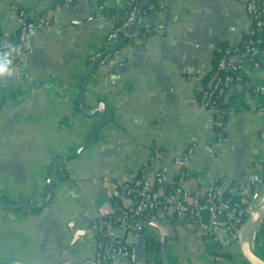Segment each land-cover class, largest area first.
Wrapping results in <instances>:
<instances>
[{"label": "crops", "instance_id": "1", "mask_svg": "<svg viewBox=\"0 0 264 264\" xmlns=\"http://www.w3.org/2000/svg\"><path fill=\"white\" fill-rule=\"evenodd\" d=\"M130 6L128 0L69 5L65 0H0L3 42H17L22 18L16 9L51 22L31 39L28 77L17 70L0 76L2 203L47 202L48 175L56 163L65 165L70 179L54 186L50 203L39 212L0 208V264H81L91 258L98 241L92 223L109 217L113 199L128 202L119 195L120 186L146 167L149 184L162 167L170 170L168 183H175L181 170L173 160L191 147L185 183L190 191L207 192L224 179L234 185L230 193L235 196L236 184L252 174L264 175V115L256 111L254 95L235 86L232 113L218 118L199 104L205 80L217 66L215 48L235 47L247 36L251 21L239 0H157L149 5L143 31L156 29L162 35L123 47L120 58L94 69L84 86L86 111L103 103L113 113L95 133L104 115L82 114L84 75L115 28L110 13ZM247 80L264 85L263 56L248 68ZM216 126L226 136L213 156L206 147L219 142ZM153 151L162 153L159 162H152ZM224 183L218 186L222 197L228 189ZM158 223L163 231L148 226L159 243L152 256L156 264H211L194 227ZM115 236L120 242L134 241L120 230ZM145 253L139 257L148 263Z\"/></svg>", "mask_w": 264, "mask_h": 264}, {"label": "built area", "instance_id": "2", "mask_svg": "<svg viewBox=\"0 0 264 264\" xmlns=\"http://www.w3.org/2000/svg\"><path fill=\"white\" fill-rule=\"evenodd\" d=\"M74 1L65 0V3L69 5ZM128 1L130 7L137 2V0ZM239 1L244 5L251 21L246 39L235 47L215 48L221 54V58L211 80L203 90V99L200 104L202 108L211 111L217 118L224 115V113H232V104L235 99L232 101L230 99L236 94H232L235 86L249 90L256 99V111L264 115V85L255 84L248 80L244 81V79H247L248 68L252 66L254 60L259 55L264 57V48L259 49L258 47L259 33L264 30V0ZM138 9H133L126 19H122L118 15L113 17L115 28L107 36L103 51L113 49L127 36L128 30L137 16ZM16 11L19 12L22 18L21 31L14 45L0 39V76L11 70H17L22 75L27 74L28 57L32 50L31 39L35 33L49 27L51 24L49 19L44 16L31 15L18 9ZM142 30L143 17H140L128 41L132 43L139 41ZM147 32L153 34V36L162 35V31L156 29L153 31L148 29ZM126 44L124 47H126ZM121 54V49L110 53L98 64L101 68H104L115 59H119ZM26 77L28 76L26 75ZM28 84L31 85V82L29 81ZM215 97L223 99V104L227 107L225 111L213 105L212 101ZM219 136V142L206 147V150L213 156L218 154V147L223 140L222 134H219ZM193 154L194 149L191 147L173 160L174 166L182 171H188ZM66 157L64 156L62 160L65 161ZM161 157L162 153L155 151L152 162H159ZM148 171L149 168L147 167L142 171L144 176ZM187 174L188 172H180L177 179L178 185L174 186L175 183H168L169 168L162 167L152 185L140 177L122 184L119 195L131 205L128 206V202L121 201V203H116V224L110 219H97L92 223V228L96 234L99 236L103 233L105 239L97 241L94 256L84 259L81 264H141L137 246V242L141 237L140 231L152 222L160 220L194 227L199 234L200 243L208 251L211 264H224V261L221 262L222 260L217 255L225 252L226 247L231 245V240L238 238L240 229L248 216V207L251 201L250 197L245 195L246 193L248 195L247 190L249 188H256L261 176L252 174L246 181L235 185L240 197H242L241 205L244 207L239 208L232 204V198H222L218 183H224V179H221V181L216 180L207 192L190 191L185 185ZM53 183H55L54 178ZM224 185L230 189L234 186L228 182H225ZM116 230L125 232L134 241L120 242L115 236ZM219 233H225L226 235H219ZM222 246L225 247V250L222 249ZM146 258L148 264H156L152 255L147 254ZM64 264L70 263L66 262Z\"/></svg>", "mask_w": 264, "mask_h": 264}, {"label": "water", "instance_id": "3", "mask_svg": "<svg viewBox=\"0 0 264 264\" xmlns=\"http://www.w3.org/2000/svg\"><path fill=\"white\" fill-rule=\"evenodd\" d=\"M157 0H147L145 2H143L137 12V16L133 22V24L131 25L130 29L128 30L127 36L113 49L109 50V51H102L100 52L98 55H96L90 62L86 73L84 75V80H83V88H82V94H81V98H80V109L82 114L85 117H93V116H97L99 114L104 115V119L99 123L97 129L95 130V133H98L99 130L105 126V124H107L112 116L113 113L111 111L108 110V108L106 107V104H99L97 106L96 109L92 110V111H86L84 106H83V97H84V86L87 84L88 79L90 77V75L93 73L95 67L98 65V63L108 54L113 53L117 50L122 49L126 42L128 41L129 36L132 34L135 25L138 21V19L140 17H142V15L145 12V9L151 5L152 3L156 2ZM92 140V138H91ZM88 141V143L91 142ZM88 146V145H87ZM87 146L85 147V149L87 148ZM80 152V151H79ZM70 160V159H69ZM67 160V161H69ZM61 162H65L64 160H61ZM57 168V163L54 164V166L52 167V169L50 170V173L48 175V181H49V186H48V199L47 202H45L44 204H29V203H21V204H17V205H7L2 203V195L0 192V208L1 209H5V210H9V211H17V210H22V209H26V210H40L45 208L51 201L52 197H53V193H54V183H53V178H54V172L55 169ZM256 193L254 194V199L252 200V202L250 203L249 207H248V216L245 220L244 225L242 226V228L240 229L238 238H237V253L238 256L240 258V261L243 264H264V261L260 258H254L252 256V253L250 252V248H249V237L254 234V232L261 227L264 224V210L259 211V212H255V206L258 203V201L263 197L264 195V175L261 176V180L258 183V185L256 186ZM159 221H155L152 222L151 224H149L148 226L152 225L156 228H158L159 230L163 231L162 226L159 225L158 223ZM151 232L149 230L148 227H144L141 231V237L137 242V246H138V250H139V255H144L146 254V233ZM141 256L139 257V261L141 264H148L146 261L142 262L140 260Z\"/></svg>", "mask_w": 264, "mask_h": 264}, {"label": "trees", "instance_id": "4", "mask_svg": "<svg viewBox=\"0 0 264 264\" xmlns=\"http://www.w3.org/2000/svg\"><path fill=\"white\" fill-rule=\"evenodd\" d=\"M142 3V0H137L136 4H133L132 7H129L127 10L123 11V12H119V13H114V12H111V16L114 17L116 15H118L119 17H121L122 19H126L129 15V13L135 9V8H139L140 5ZM113 14V15H112ZM263 20H264V14H263ZM144 30H146V28H143ZM151 30V29H150ZM153 37V34H150V33H146L142 30V35H141V40H148L150 38ZM246 39V36L243 40ZM137 42V41H136ZM136 42L132 43L131 41H128L126 46L128 45H134L136 44ZM263 43H264V30H262L260 33H259V37H258V47L259 49H262L263 48ZM11 45L14 44V43H10ZM221 48H225V47H221ZM105 49V44L103 45V48H101L99 50V52L97 54H99L100 52H102L103 50ZM217 64L221 58V54H219L217 56ZM1 59V57H0ZM253 64V63H252ZM98 69H101V67L99 66V64L95 67V70H98ZM213 74V73H212ZM209 75L206 80H205V83L208 84V82L211 80L212 76L213 75ZM247 79H244V81H246ZM202 99H203V93L202 95H200L199 97V104H201L202 102ZM213 105L215 106H218L221 110H226V106L223 104V99L222 98H219V97H215L212 101ZM78 113H80L79 110H77ZM223 116H227V113H224ZM214 130L215 132H217L218 134H222L224 135V137L226 136L224 131H223V128L221 127H214ZM155 152V151H153ZM181 172L183 173H187V170H181ZM140 178H144L145 179V176L143 173H140L139 175ZM54 180H55V183H54V186H56L58 183H65L67 182L69 179V172H68V169L65 167V165L63 164H60L58 165V167L56 168V172H55V175H54ZM221 182L218 183V185H220ZM178 185V182L176 181L174 186H177ZM229 189V188H228ZM226 190V192L224 193L223 195V199H229V198H232V204L235 205V206H238L239 208H244L242 205H241V199L242 197H240V195H235L233 196L230 192H231V189L230 190ZM251 189V190H250ZM250 191H248V195L246 193L245 196H249L250 197V203L252 202V197H253V193L255 192L254 188H249ZM120 202L119 199H113L112 201V204L111 206L108 208V215L109 217H105L104 219H110L111 221H113L115 224H116V221H117V211H116V203ZM17 211H30V210H26V209H22V210H17ZM35 212H39V210H34ZM247 218V217H246ZM221 235V234H219ZM223 235V234H222ZM146 238H147V241H146V252L147 254H150L152 256H155L156 254H158L159 252V243L158 241L156 240V238L150 234V232L146 233ZM99 241L105 239V237H103V233L100 234L97 238ZM231 245L229 247H226V250H225V247L222 246V249L225 250V252H223L222 254H218L217 257H219L222 261L221 262H226L228 264L232 263L233 264H240V259L238 258V253H233L231 252V249H235L237 247V239H233L230 241ZM157 256V255H156ZM154 259L156 260L157 258L154 257ZM239 259V260H238ZM226 260V261H225ZM238 260V261H237ZM225 263V264H226ZM243 264V263H242Z\"/></svg>", "mask_w": 264, "mask_h": 264}, {"label": "rangeland", "instance_id": "5", "mask_svg": "<svg viewBox=\"0 0 264 264\" xmlns=\"http://www.w3.org/2000/svg\"><path fill=\"white\" fill-rule=\"evenodd\" d=\"M252 199H254V196L252 197ZM254 234H258L257 235V240L255 242V250L258 253V255L261 258H263L262 260H264V224L261 227H259L254 232Z\"/></svg>", "mask_w": 264, "mask_h": 264}, {"label": "bare ground", "instance_id": "6", "mask_svg": "<svg viewBox=\"0 0 264 264\" xmlns=\"http://www.w3.org/2000/svg\"><path fill=\"white\" fill-rule=\"evenodd\" d=\"M264 210V195L263 197L258 201V203L256 204L255 206V212H259V211H262ZM257 240V235L256 234H252L250 237H249V248H250V252L252 253V256L254 258H261L259 255H257L253 250H255V242ZM263 259V258H261ZM264 261V260H263Z\"/></svg>", "mask_w": 264, "mask_h": 264}]
</instances>
